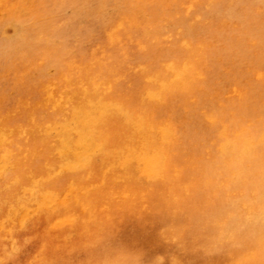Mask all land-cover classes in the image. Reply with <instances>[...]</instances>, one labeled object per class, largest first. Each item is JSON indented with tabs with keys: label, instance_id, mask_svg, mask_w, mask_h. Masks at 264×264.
<instances>
[{
	"label": "bare ground",
	"instance_id": "1",
	"mask_svg": "<svg viewBox=\"0 0 264 264\" xmlns=\"http://www.w3.org/2000/svg\"><path fill=\"white\" fill-rule=\"evenodd\" d=\"M26 1V12L42 23L23 24V33L13 41L0 29V78L15 69L11 56L32 64L39 56L51 55L48 36L56 18L46 10L47 0ZM68 1L77 5L75 0ZM9 3L0 0V9L5 12ZM84 5L86 15L102 23L100 31L116 61L122 43L137 45V69L112 67L113 76L107 77L111 59L106 62L103 54L93 52L78 61L80 75L69 77L60 92L43 89L42 102L39 94L32 103L21 97L7 106L6 95L0 94V109L6 108L0 111V251L12 257L35 225L52 215L59 219V227L68 224L76 202L60 200L55 187L59 174L81 170L97 152L109 148L126 117L148 126L149 121L135 113L125 114L131 107L151 112L147 118L170 120L187 139V149L196 153L201 170L192 175L182 168L177 181L188 186L204 218L247 216L242 207L255 206L254 221L260 220L264 214V0H86ZM198 40L218 42L220 62L236 63L230 64V82L201 99L190 95L187 101L179 100L177 94L174 99L176 90L168 87V80L185 66L181 59L187 61L186 54L190 56ZM156 83L161 85L157 91ZM63 94L69 99L65 107L58 98ZM47 108L53 111L40 112Z\"/></svg>",
	"mask_w": 264,
	"mask_h": 264
},
{
	"label": "rangeland",
	"instance_id": "2",
	"mask_svg": "<svg viewBox=\"0 0 264 264\" xmlns=\"http://www.w3.org/2000/svg\"><path fill=\"white\" fill-rule=\"evenodd\" d=\"M14 1L8 0L12 3L5 12L4 8L0 9V29L9 41L23 33V24L42 23L40 18L26 12L27 1ZM52 1L46 2V10L56 18L53 34L48 36L51 55L39 56L32 64H23L20 56H11L15 69L0 78V94L6 95L7 106L21 97L32 103L39 94L42 102V90L47 87L60 92V85L69 77L80 75L82 67L78 61L93 52L103 54L106 62L111 59L105 69L107 77L113 76V68L121 67L118 70L129 72L137 69V45L122 43L116 51L119 56L116 61L100 31L102 23L86 15V0H75V6L68 0ZM28 4L30 6L29 1ZM195 26H199L198 23ZM199 40L190 48V56L186 54L187 61L181 59L185 66H180V72L168 80V87L176 90L172 94L174 99L177 95L184 101L189 100L190 95L193 100L201 99L230 82L231 62H220V44L216 41L203 44ZM231 65L236 63L233 61ZM160 86L156 83V91ZM58 98L63 107L68 105L67 95H58ZM5 109L1 107L0 111ZM127 110L125 114L134 116L132 113H135L139 119L149 121V125L126 117L120 131L113 134L115 139L109 148L97 152L81 170H64L59 174L55 187L60 200L67 198L76 202L68 224L59 227L56 215L44 219L35 225L32 235L19 242L12 257L0 251V264H264V223H261L264 214L254 221L256 207L244 206L242 209L247 216L226 214L218 221L204 218L188 186L177 181L182 168L192 175L201 170L196 163V153L187 149L185 136L178 134L177 127H172L168 119L147 118L151 112L133 107ZM50 111L53 110L40 109L41 113ZM213 151L212 157L215 156ZM230 195L233 197L234 193ZM236 199L237 205H241V200ZM260 227L263 232L259 233ZM198 243L201 247H196Z\"/></svg>",
	"mask_w": 264,
	"mask_h": 264
}]
</instances>
